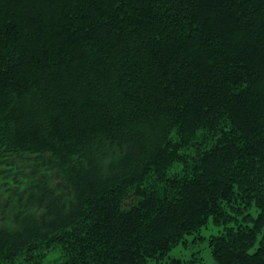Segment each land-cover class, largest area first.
Here are the masks:
<instances>
[{
  "label": "trees",
  "instance_id": "trees-1",
  "mask_svg": "<svg viewBox=\"0 0 264 264\" xmlns=\"http://www.w3.org/2000/svg\"><path fill=\"white\" fill-rule=\"evenodd\" d=\"M210 217L264 264V0H0V264H205Z\"/></svg>",
  "mask_w": 264,
  "mask_h": 264
},
{
  "label": "rangeland",
  "instance_id": "rangeland-1",
  "mask_svg": "<svg viewBox=\"0 0 264 264\" xmlns=\"http://www.w3.org/2000/svg\"><path fill=\"white\" fill-rule=\"evenodd\" d=\"M253 213L254 215L257 214V210L253 209ZM221 231L222 228L215 225L214 217H210L203 228L195 234L185 238L187 244L182 242L179 246L173 248L170 255L185 260L195 259L201 256L205 264H218L212 256L209 241L211 236L219 234ZM61 251V247L58 246L52 249L45 259V264L59 261L58 259L61 258Z\"/></svg>",
  "mask_w": 264,
  "mask_h": 264
}]
</instances>
